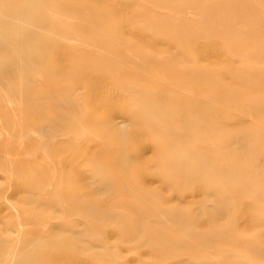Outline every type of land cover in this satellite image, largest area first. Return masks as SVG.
Returning a JSON list of instances; mask_svg holds the SVG:
<instances>
[{"label":"rangeland","instance_id":"1","mask_svg":"<svg viewBox=\"0 0 264 264\" xmlns=\"http://www.w3.org/2000/svg\"><path fill=\"white\" fill-rule=\"evenodd\" d=\"M50 1L52 3L48 7L40 6L37 10L48 21L63 24L64 0ZM103 1L88 0L86 3V0H68V3L76 8L86 7L88 15L93 13L100 15L98 24L106 26L107 43H112L111 46H106L104 52H114L119 47L116 41L122 39L138 45L139 36L131 39L135 34L131 32L144 25L145 19H140L137 15L138 20L135 17L136 24L132 27L133 11L142 10L141 8L145 6L151 8L147 20L152 19L154 14H159L158 12L169 14L163 2L155 0L153 2L119 0L120 5L116 0ZM123 1H126L127 5L123 4ZM199 2L202 4L199 14L195 11L193 13L191 7L184 1L180 5L187 6L184 9L178 6L179 9H183L179 12L181 11L180 15L182 14L188 21L195 23L204 21V27L208 29L207 22L213 18L218 19L221 13L216 10L207 14L205 11L208 5L203 0ZM256 2L258 3V0ZM9 4L6 13L13 6L24 5V0ZM116 4L126 7L120 9ZM115 6L116 9L112 10ZM244 8V3H238L235 9L244 11ZM122 9H124L122 13L126 14L121 13ZM114 10L116 12H113ZM251 12L249 10L246 15L248 13L250 15ZM113 13H119V17L122 15V18ZM0 14H3L2 9ZM71 16L69 19H74L77 13ZM174 18L177 19L175 16ZM237 18L240 19V16ZM252 18V23L255 18V22L259 20L257 16ZM239 19L238 22L241 20ZM260 19L262 20V17ZM126 20H130L128 24L125 23ZM251 20L246 16L242 22H236L240 33H233L229 39L227 38L231 46L228 43L226 45H229L230 49L232 46L241 45L239 47H244L245 50L228 49V53L222 46L224 41L220 34L214 36L212 34L207 38H197L191 46L192 62H189L191 64L177 63L174 58L177 48L162 44L163 39L160 36L157 37L158 40L156 39L160 40V43L155 41L156 49L161 50V53L157 54L160 69L151 70L150 73L159 71L164 85L167 86L170 80L169 87L173 90L171 103L167 99L159 109H165L168 104L175 109V113L184 116L179 122L182 126L179 133L180 136L189 138L188 141L184 140L177 145L175 150L192 147L202 158L198 165L206 167L208 174L201 183L193 185L187 191H177L164 185L155 174L158 168L151 167L155 141L158 138L155 133L139 132L141 136L138 132V134L133 132L130 136L127 145L123 147L125 151L131 149L126 151L130 162V165L126 166L129 173L128 168L124 172L125 170L120 167L118 155L121 156V153L116 148L101 151L103 148L97 146L95 153H98L102 164L95 167H86L84 163L82 164L83 158L75 153L76 149L80 148L82 152L90 153L95 150L90 146L91 143H87V136H81L77 132L69 133L67 136L60 134L63 115L69 114L71 109L58 105L55 91L61 90L64 86L62 72L64 58L60 53L64 55L65 46L75 43V40L65 41L59 32L39 29L40 24L37 20L30 22L34 26L26 23L23 26L25 29L38 30L33 36V43L23 47L25 50H15L17 52L14 51L15 54L7 50L0 54V264H264V243H260L264 242V23H261V20L257 25L253 23L254 27L258 26L259 33L256 29L252 32L251 29L254 28ZM121 27L127 28L123 30ZM129 28L134 30L127 31ZM125 32H128L127 35ZM228 34L230 35L227 33L225 36ZM199 47L202 48L198 49ZM44 48H46L43 51L44 57H37L35 54ZM20 58L24 64L22 67L17 65ZM4 59L6 62L2 64L1 61ZM184 66L193 70L188 71L189 69ZM174 67L177 69H174L172 78L167 75L168 79L162 72L166 71L167 74ZM18 73L21 74L20 77ZM175 78L184 81V85L176 83ZM12 82L17 90L12 87ZM101 82L104 83L97 82L100 88L106 87V90L112 88L110 85L106 86V82L104 85ZM88 84L87 82L86 86ZM95 85L96 83L92 87L97 86ZM89 88L91 87L89 86L88 90ZM117 89L120 90L119 95L114 88L111 92L116 94L108 91L106 95V97L110 95L109 101L114 97L108 101V107L113 109L98 110L109 127L118 125L120 122L117 121L120 120L118 118L124 114L125 100L131 95L122 88ZM88 90L86 87L78 90L83 93L79 107L81 110L92 111L96 106L87 104ZM120 95L123 97L125 95V99ZM112 113L118 115L116 121ZM119 124L128 131L133 130L130 125ZM46 125V129L42 131L40 126L45 128ZM45 130L50 134L46 135ZM134 134L139 135V138L145 136L148 139L147 143L145 139L142 145L143 140H139ZM79 137L81 139L78 140ZM43 138L47 139L46 147L43 145ZM65 140L68 143H64L59 149L58 144ZM137 140L139 148L136 149ZM38 146H44V151L46 149L48 151L43 153L42 147L37 150ZM175 150L167 149L164 154L169 157L175 154ZM113 154L117 156L114 157ZM142 154L145 155L143 158ZM224 165L225 169H228L226 175H222L220 171L224 169ZM116 168L123 171V174L119 172L124 181ZM162 170L173 172L174 166ZM43 171L53 178L54 171L55 178L51 181V186L49 184L45 187L43 183L37 181L35 176ZM60 174L66 176L61 182L57 178ZM94 177L95 181L92 179ZM90 180H93L94 184L90 183ZM95 182L99 187H96ZM126 183L131 188H127ZM76 185L81 187L83 197H79L80 191L77 187L74 194L67 192L70 186ZM84 192L88 195L85 196ZM173 194L176 197L178 195V201L171 197ZM199 203L201 207H198ZM203 203L205 205H202ZM219 204L226 209L227 214L211 217L210 211ZM195 210L198 212V220L191 221ZM170 211H183L187 223L172 221L173 219L166 214ZM149 223L154 225L153 230L162 231L164 235L147 233L140 229ZM95 228H100L99 232H96ZM160 249H165L167 254L159 255Z\"/></svg>","mask_w":264,"mask_h":264},{"label":"bare ground","instance_id":"2","mask_svg":"<svg viewBox=\"0 0 264 264\" xmlns=\"http://www.w3.org/2000/svg\"><path fill=\"white\" fill-rule=\"evenodd\" d=\"M15 1H17V0H5V2L3 0H0V8L2 5L1 9H2V13H3L2 15L0 14V54L5 50H7V52H10V53L11 52L14 53L15 50H17V51L22 50V49L25 50V48H23V47H25V46L28 47V45L33 43V36H35V34L37 33L38 30H35V31L27 30L23 26L26 23H30V22H33L35 20H37L38 23L40 24L39 29H41V30L51 29L56 33L59 32L65 41L71 40V39L75 40L74 41L75 43L68 44L67 46H65L64 55H63V53H60V54H62L61 57L64 58L63 69H62L63 77H64V86L62 87L61 90H55L56 91V97L58 98L57 102H58L59 106H61V107L68 106L71 109V112H69V114L63 115L62 129H61V133H60L61 135L67 136V135H69V133H76L77 132L81 136L82 135L84 137L87 136L86 141L88 144L91 143L90 146H92L94 150H95V147H97V146H101L103 148L101 151L107 150L110 148H116V149L120 150L121 156L118 155V157L120 158V161L118 160L119 165H120V167H122L125 170L124 172H126V169L128 168V167L126 168V166L130 165L129 164L130 162H128L129 158L127 157L128 155H127L126 151L131 150V149H127L125 151V149L123 147L127 145L128 141L130 139V136L133 134V132H136V133L137 132L138 133L144 132L143 134L155 133V134H157L158 138L155 141V150L153 151L154 159L151 160V162L153 161L151 167L158 168V170L155 174L157 175L159 180L164 185H167V186H169V187H171L177 191L178 190L187 191V190L191 189V187L193 185L199 184V182L201 183L204 178L208 177V174L206 172V167L202 168L198 165V163H200L202 161L201 156L196 154L192 147L187 146L183 150H179V151L175 150L177 145L181 144L184 140H186V141L189 140V138H187V137L184 138V137L180 136V133H179L182 129V126L179 124V122H181V120L184 119V116H182V115L179 116L178 113H175V109L170 107V105H168V104H167L165 109H163V110L159 109V107L163 106L164 102L167 99H168V102L171 103L173 90L169 87L170 86V80H168L167 86L164 85L162 78L158 74L159 71H157L154 74L150 73L151 70H159L160 69V66H159L160 59H159V55H157V54L161 53V50L156 49V47H155L156 42L160 43V40L157 41L158 40L157 37L160 36L163 39L162 40L163 43L161 42L162 44H169V45L177 48L175 50V53H174V56H175L174 58H175V61L177 63L192 62V61H190V56L192 55V53H191L192 47L191 46L194 45L197 38H207L209 36H212V34H213V36L220 34L222 40L224 42H226V43H224L222 41L223 42L222 46H223V48L225 47L224 48L225 51L229 53L228 49H230L231 44L229 43L230 41L229 42H227V41L230 38L231 34H233V33L238 34V32L240 33V30H238L239 29L238 23H240L241 20H245L246 16L249 18V20H251L252 17L255 18L256 16H257V18H259V20H261L260 18L262 17V20H263L264 7H262V6H264V0H258V3L256 2V0H203L205 2V4L208 5L207 11H205L207 14H210V12L216 11V10H219V12L221 13L220 14L221 16L218 17V19L213 18L211 21L207 22L208 29H206L204 27V21H201V22L196 21V23H195V22L186 20V18H184V16L182 14L180 15L181 11L187 5H189L191 7V10L193 11V13L195 11L197 14H199L201 11L200 6L202 5L201 2H199L200 0H182V1H184V3L185 2L187 3L186 6L180 5L182 1L181 2H174L172 0H155L157 2L158 1L163 2L165 7L164 6H162V7L166 8L168 10L169 14H164L162 12H158L159 14H154V17H152V19L147 20V18L149 17L148 12L150 13L151 8H148L147 6H145V8H141L142 10L139 9L138 11H133L134 14H133L132 27L134 24H136L135 17L137 18V20H138V17L140 19H145V22H143L144 25H141L140 27H138L137 31L132 29L135 32L133 31V32H131V34H133V33H135V34L132 36L130 34V36L132 37L131 39H134L133 37H135V36H139L140 41H139L138 45H136V44L128 41L127 39L118 40L119 42L116 41V44H118L119 47L114 52H104L103 51L104 49H107V47H106L107 45L111 46V44H112V43H107V39H106L107 36L105 34H107L108 30H107L106 26H104V24H102V23L98 24V22L101 18L100 15H98L97 13H93V15L92 14L88 15L86 10H85L86 7L83 9H81L80 7L76 8L75 6H71V4L68 3V0H64V5H62V9H63L62 11L64 13V23L61 24V23L55 22V21H53V22L48 21L46 18H43L40 14V11L37 10L38 8H40V6H43L44 8L48 7L52 3V1H50V0H24V5L22 4L21 6H13V8L8 13H6L5 11L9 8V5H10L9 2L12 3ZM99 1H102V0H99ZM116 1H118L119 5L121 4V3H119V0H116ZM150 1L153 2L154 0H150ZM86 3H88V0H86ZM125 3L127 5V2L123 1V4H125ZM238 3H244L245 4V8L243 9L244 11H242V10L237 11L235 9L237 7ZM118 4H116V5H118ZM108 5H109V3H108ZM111 6L114 7V5H111ZM124 6L125 5H122V7L121 6H119V7L121 9V8H124ZM178 6H182L183 9L182 10L179 9L180 7H178ZM112 7H110V8H112ZM113 9H116V6H115V8H112V10ZM248 9L252 12L254 10L255 11L253 13L251 12L252 15L251 14L248 15L249 13L246 15V13L249 12ZM135 10H137V9L135 8ZM179 10H181V11L179 12ZM259 10L261 11V13H256V12H259ZM122 11H124V9L121 10V13H122ZM233 11H234V13H233ZM235 11H236V14H235ZM239 11H240V15H238ZM113 12H116V11L114 10ZM74 13H77V16L74 19H69V17H72L71 15ZM119 13H120V11H119ZM113 14H115V13H113ZM118 14H115V15H118ZM122 14L124 15L126 13L123 12ZM234 14L237 15V17L240 16L241 20L239 18H237ZM137 15H138V17H137ZM125 16H124V18H125ZM174 16L177 17V19L174 18ZM250 16H252V17L250 18ZM118 17H119V15H118ZM127 17H128V15H127ZM121 18H122V15H121ZM220 18L222 19V21ZM126 19H128V18H126ZM238 19L240 20L239 22L237 21ZM254 20H253V23H255V25H257L259 20H258V22H255ZM262 20H261V23H264V22H262ZM129 21L126 20V22L125 21L124 22L126 24H128ZM234 22L235 23L238 22V23H236L237 28H236V25ZM138 23H139V21H138ZM251 23H252V20H251ZM30 24H32V23H30ZM32 25H30V28ZM120 25H121V23H120ZM127 27H125L124 29H126ZM130 28L127 31H132ZM250 28H251V26H250ZM253 28L254 29H251L252 32H255V29H256V31L258 30V33H259L258 26L254 27V24H253ZM214 29L215 30L217 29L218 31L217 30L215 31ZM127 33H126V35H127ZM214 33H216V34H214ZM222 33H224V34H222ZM227 33H230V35L228 34L227 36H225ZM123 34H124V32H123ZM237 36H239V35H237ZM240 36H241V34H240ZM136 39H138V37ZM199 42H202V41H199ZM199 42L197 44H199ZM227 43L230 46L226 45ZM223 44H225V46ZM58 45H60V44L58 43ZM61 45H62V43H61ZM220 45H221V43H220ZM57 46H56V53H57V49H58ZM239 46H241V45H239ZM239 46H232V49H230V50L237 51V50H241L242 48H243V50H245L244 47L241 48ZM60 47H62V46H60ZM200 48H202V47H199L198 49H200ZM26 49H28V48H26ZM153 49H154V51H153ZM203 49H201V50H203ZM44 50H46V48L42 49L39 53H36L35 55L37 57L43 58L44 57L43 56ZM195 50L197 51V49H195ZM204 51H205V49H204ZM231 52H233V51H231ZM251 52H250V54H251ZM165 53H164V55H165ZM60 54H59V56H60ZM203 54L201 53V55H203ZM56 55H58V53ZM65 57H66V60H65ZM62 58H61V60H63ZM203 58H201V59H203ZM5 62H6V59L1 61L2 64ZM189 64H191V63H189ZM17 65H19L21 67L24 65L22 63L21 58L17 61ZM34 66H36V65H34ZM184 68L189 69L188 71L193 70L191 68H187L186 66H184ZM16 69H18V68H16ZM174 69H177V67H174L173 69H171L167 74H166V71H163L162 73H164V75L167 78H168L167 75H170V77L172 78V76L175 72ZM10 71H12V70H10ZM20 71L21 70H19V72ZM17 72H18V70H17ZM32 72H33V70H32ZM18 75H19V73H18ZM20 75H19V77H20ZM22 77L23 76H21V78ZM21 81L23 82L22 79H21ZM100 81L104 82V83L101 82L102 85H104L106 82L105 85L106 86L110 85L112 88L110 86H108V87L111 88L112 90L111 89L109 90L108 88L106 90L105 89L106 87L100 88L97 84V82L99 83ZM174 81L176 83H178L179 85L180 84L184 85V81H182L180 78H175ZM38 82H39V80H38ZM87 82L89 84L86 86ZM95 83L97 86L95 85L96 87H94V86L92 87V85H94ZM19 85H20V83H19ZM14 86L15 85L13 83L12 87L14 88ZM89 86L91 88H89V90H88ZM85 87L88 90V94H89L87 104L88 105L89 104H91V105L95 104V106H96L95 109L92 111L81 110L79 107V102L81 99H83V97H82L83 93L79 92L78 90H80V88H85ZM113 88L115 90H117V91L114 90L117 93H118V91H120L117 88H122L126 91L127 94L130 93L131 95H128L129 98L125 100L126 102L124 101V99H125L124 97H126L125 96L126 94L124 95V97L122 96L123 93H122V95H120V96H122V98H124L123 101L125 102V106H124L125 108H123L124 110L122 109L124 114H122V116L118 118V119H120V120H117V121H120V122H118V125H114V126L109 127L105 124V122H104L105 120L103 119V115L98 110H99V108L100 109L102 108V110L109 108L108 107V104H109L108 98L110 95H108L107 97H106V95L108 94V91L109 92L113 91ZM14 89L17 90V88H14ZM44 89L46 90V88H44ZM21 90L22 89L20 88V92H21ZM115 92H111V93H115ZM118 95H119V93H118ZM113 99H114V97H111V100H113ZM148 99H149V101H148ZM26 103H28V102L26 101ZM120 105H121V103L118 106L120 107ZM171 106H172V104H171ZM109 109H108V111H109ZM112 109H110V110H112ZM115 109H116V107H115ZM105 111H103V113ZM118 111H119V109H118ZM112 114H110V115H112ZM116 116L118 117V115L112 116V117H114V121H116L115 120ZM106 122L110 123V121H106ZM119 123H123L124 125H127V126L128 125L132 126L133 127V130H131L132 132L128 131L123 125H120ZM230 123H232V122H230ZM86 124L88 125L89 129H87ZM40 127H41L40 129H42V131H43V129H46L47 125L45 126V128H42L43 126H40ZM59 127H61L60 124H59ZM49 128L50 127H48V129ZM47 130H45V132H47ZM186 130H188V128H186ZM85 132H87V133H85ZM48 134H50V132L49 133L47 132L46 135H48ZM139 135L142 136V134H140V133H139ZM134 136H137V135L134 134ZM134 136H132V138ZM144 137L145 136H143L141 138L138 137L139 140H141V141L143 140V142H141L142 145L146 139V137L145 138ZM142 138H144V139H142ZM43 139H44V141L43 140L42 141L44 142V144H43V142H41V143L44 146L45 145L47 146L48 142L45 143V141L47 139H45V138H43ZM79 139H81V138L79 137L78 140ZM139 140H137L136 146L139 145L138 144ZM27 141L29 142V140H27ZM49 141H50V138H49ZM134 141H136L135 138H134ZM147 141H148V139H146L145 143H147ZM64 143H68V142H66V140L63 141V143L60 142V144H58L57 147L59 149L62 148L64 146ZM44 146L43 147L38 146V148L42 147L41 150L42 149L43 150L41 152L44 151V149H45ZM135 147H134V149H135ZM38 148H37V150H40V148L39 149ZM137 148H139V146L136 147V149ZM171 148L175 150V154L167 157L166 154H164V152L167 149H171ZM27 151H28V149H27ZM101 151H99V153H101ZM107 151H109V150H107ZM37 152H39V151H37ZM95 152H96V150L94 152H91V153L90 152H84V151L82 152L79 148V149H76L75 153L78 154V156H80L81 158H83L82 164L84 163V165L86 167H90V166L95 167V166H99V164H102V160L99 158V155H97L98 153L96 154ZM136 152H135V154H136ZM118 153H119V151H118ZM128 153H131V152L128 151ZM48 154H45V155L48 157ZM115 154H113V155H115ZM135 154H133V155H135ZM143 154H145V153H143ZM143 154L141 156L142 158L145 155H147V154H145L143 156ZM109 156H110V154H109ZM116 156L117 155H115L114 157H116ZM130 156H132V155H130ZM137 156L140 158L139 155H137ZM114 157H112V159ZM209 157L214 158L213 156H209ZM48 158H50V157H48ZM110 158H108V159H110ZM112 159H111V161H112ZM137 160H140V159L137 158ZM135 162H133V163H135ZM225 165L223 166L224 169H220L222 175L228 174V169H225L226 168ZM171 166H174L173 172H168V171L162 170L165 168H171ZM160 168H162V169H160ZM116 170H118V169L116 168ZM77 171H78V169H77ZM81 171H83V170H81ZM119 171H121V170H118V172ZM127 172L129 173V168H128ZM121 173L123 174V171H121ZM121 173L119 172V174L118 173L117 174L122 177V175H120ZM143 173H141V174H143ZM144 174H146V172ZM53 175L55 178L54 171H53ZM80 175L82 176V173ZM181 176H184V178H182ZM35 177H36L37 181L39 183H43L45 185V187H47L49 184L51 186V184H52L51 181L54 179L52 177V175L51 176L46 175V172H44V171L41 173L40 172L37 173V175ZM65 177H66L65 174L64 175L60 174L57 176L59 182H61ZM82 177H84V176H82ZM145 177H148V176L145 175ZM145 177H143V178H145ZM68 178H70V176H68ZM92 179H94V181L96 180L95 177ZM121 179L123 181L125 180L123 177ZM90 181H91L90 183L94 184L92 182L93 180H90ZM146 182H147V180H146ZM44 185H41V186L44 187ZM95 185H96V187H99L97 185V183ZM82 186H84V185H82ZM76 187L80 191L79 197H83L82 192L80 190L81 187L78 185L70 186L67 189V192L73 193L74 191H76ZM126 187L127 188L129 187V185L127 183H126ZM129 188H131V187H129ZM196 188H198V187H196ZM162 189H165V188H162ZM90 190H91V188H90ZM97 190H99V189H97ZM86 192H88V191H86ZM86 192H84V194ZM88 193H86L85 196L88 195ZM173 195L171 197L173 199H175V201L177 199H179L178 195H177V197L175 195L174 196ZM55 196L58 197V195H55ZM191 196H193V195H191ZM57 197H55V198H57ZM174 197H176V198H174ZM154 204H155V202H154ZM80 205L84 206L83 204H80ZM202 205H205V204L203 203ZM163 206L164 205H162V207ZM198 207H201V203L198 204ZM197 208H196V210H197ZM196 210L194 211V213L191 217V221L198 220L197 219L198 212H196ZM223 210H224V213H223ZM225 210L226 209L224 207L220 206V204H219L216 207H214L213 210L210 211V216L216 217L218 215L221 216L223 214H227V212H225ZM166 214L170 218L173 219L172 221H177V222L182 223V224H186L188 221L185 218L183 211H172V212L170 211V212H167ZM153 226L154 225L150 224V223L148 225L144 224L140 229L147 231V233L153 232L154 234L155 233L163 234L162 231L157 232L156 229L153 230L152 229ZM99 229L95 228L96 232H99ZM147 242H149V241H147ZM260 243H264V242H260ZM158 254L159 255H165V254H167V251L165 249H163V250L160 249V251L158 250Z\"/></svg>","mask_w":264,"mask_h":264}]
</instances>
